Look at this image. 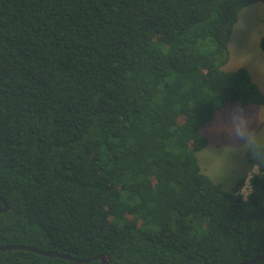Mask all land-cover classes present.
<instances>
[{"label":"trees","instance_id":"16d2710c","mask_svg":"<svg viewBox=\"0 0 264 264\" xmlns=\"http://www.w3.org/2000/svg\"><path fill=\"white\" fill-rule=\"evenodd\" d=\"M258 2L0 0V246L81 264L264 257V176L245 199L198 159L217 111L264 106L247 69H223ZM0 264L79 263L8 250Z\"/></svg>","mask_w":264,"mask_h":264},{"label":"rangeland","instance_id":"374dc122","mask_svg":"<svg viewBox=\"0 0 264 264\" xmlns=\"http://www.w3.org/2000/svg\"><path fill=\"white\" fill-rule=\"evenodd\" d=\"M263 36L264 4L258 2L239 13L228 46V62L223 69L225 71L247 69L254 83L264 93V52L260 47ZM220 117L222 118L219 119ZM256 119L264 126V106L239 107L236 104H229L225 109L217 111L213 120L201 128V133L208 138V146L203 149L206 151L198 153L201 170L215 182L214 176L222 163V159L218 157L228 156L227 160L232 165V171L226 182L219 183L227 192L233 191L239 181L243 180L244 186L253 165L257 163L251 153L234 151L244 143L236 135L234 124L247 121L250 123L241 126L246 127L248 133L259 132ZM225 128L227 131H221ZM259 175L264 176V165H261Z\"/></svg>","mask_w":264,"mask_h":264},{"label":"clouds","instance_id":"9594fccd","mask_svg":"<svg viewBox=\"0 0 264 264\" xmlns=\"http://www.w3.org/2000/svg\"><path fill=\"white\" fill-rule=\"evenodd\" d=\"M220 117L219 119H221ZM257 127L260 129L259 132L248 133L246 127H242V124H247L250 122L241 121L240 123L234 124L236 135L240 137L241 140L244 141L242 146L239 149H234V151L241 152L243 154L251 153L253 158L257 161L256 164L253 165L248 179L246 180L244 186L240 190V195L247 198L248 195L251 194V179L260 174L261 165H264V126L262 123L256 119ZM253 122V121H251ZM221 131H227V128L222 129ZM206 151V150H202ZM230 155V154H229ZM228 157V156H227ZM227 157H218L222 159V163L219 171L215 174L214 180L216 183H224L228 179L231 171L232 165L228 162Z\"/></svg>","mask_w":264,"mask_h":264},{"label":"water","instance_id":"95a60500","mask_svg":"<svg viewBox=\"0 0 264 264\" xmlns=\"http://www.w3.org/2000/svg\"><path fill=\"white\" fill-rule=\"evenodd\" d=\"M0 200L2 201V203L4 205L3 209H0V213L6 212L9 209L8 204L3 199H1V197H0ZM8 250H25V251H29L32 253H36L38 255L51 257V258H59V259L68 260V261L79 263V264L86 263V262L90 261V259H78V258L69 256V255L60 254V253H56V252H50V251H43V250H40L37 248H32V247H24V246H19V245L0 246V251H8ZM95 259L100 260L101 264H107L109 261V259L105 255H99V256L95 257ZM259 261H264V257H261V258L255 259V260L245 261V262L240 263V264H254V263L259 262Z\"/></svg>","mask_w":264,"mask_h":264}]
</instances>
